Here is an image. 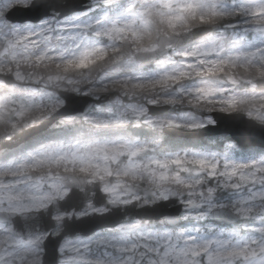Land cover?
<instances>
[{
    "label": "snow or ice",
    "instance_id": "obj_1",
    "mask_svg": "<svg viewBox=\"0 0 264 264\" xmlns=\"http://www.w3.org/2000/svg\"><path fill=\"white\" fill-rule=\"evenodd\" d=\"M0 264H264V0H0Z\"/></svg>",
    "mask_w": 264,
    "mask_h": 264
}]
</instances>
